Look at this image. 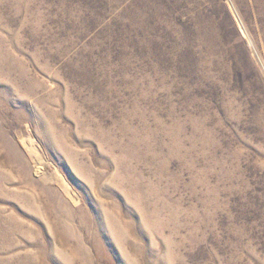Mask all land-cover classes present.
<instances>
[{
  "label": "rangeland",
  "instance_id": "rangeland-1",
  "mask_svg": "<svg viewBox=\"0 0 264 264\" xmlns=\"http://www.w3.org/2000/svg\"><path fill=\"white\" fill-rule=\"evenodd\" d=\"M0 264H264V0H0Z\"/></svg>",
  "mask_w": 264,
  "mask_h": 264
}]
</instances>
